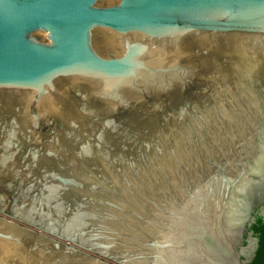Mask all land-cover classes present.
<instances>
[{"label":"water","instance_id":"1","mask_svg":"<svg viewBox=\"0 0 264 264\" xmlns=\"http://www.w3.org/2000/svg\"><path fill=\"white\" fill-rule=\"evenodd\" d=\"M0 264H264V0H0Z\"/></svg>","mask_w":264,"mask_h":264}]
</instances>
